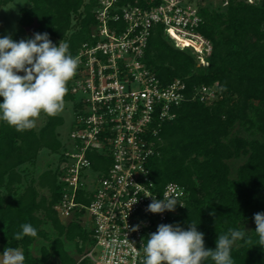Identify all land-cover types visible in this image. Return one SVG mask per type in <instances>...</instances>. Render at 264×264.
Here are the masks:
<instances>
[{
	"label": "trees",
	"instance_id": "1",
	"mask_svg": "<svg viewBox=\"0 0 264 264\" xmlns=\"http://www.w3.org/2000/svg\"><path fill=\"white\" fill-rule=\"evenodd\" d=\"M11 2L0 0V8ZM29 2L31 6L20 11V25H37L35 33L47 32L55 44L69 41L77 51L89 40L100 0ZM128 2L144 5L143 0L121 4ZM202 16L205 23L199 31L213 44L208 67L199 66L191 50L176 48L161 25L153 31L144 61L164 85L185 81L189 97L196 88L219 83L222 98L211 105L188 101L162 125L159 155L149 162L150 174L160 189L176 182L188 194L187 207L166 224L179 223L185 229L189 221L199 224L206 248H215L218 234L229 228L247 230L252 225L234 245L232 256L235 264H264L254 232V215L264 212V0L258 5L232 2L227 9L208 5ZM64 99L75 102L68 93ZM45 116L47 123L39 131H17L0 121V242L3 250L21 249L25 264H93L79 261L93 244L91 232L77 221L63 222L56 211L63 197L58 165L63 139L58 130L65 119ZM43 151L56 161L33 178ZM234 160H243L235 176ZM24 223L35 226L38 235L15 239ZM40 240L51 245L35 255ZM69 244L75 246L77 258Z\"/></svg>",
	"mask_w": 264,
	"mask_h": 264
},
{
	"label": "built area",
	"instance_id": "2",
	"mask_svg": "<svg viewBox=\"0 0 264 264\" xmlns=\"http://www.w3.org/2000/svg\"><path fill=\"white\" fill-rule=\"evenodd\" d=\"M122 1L100 0L89 40L77 51L66 41L79 63L67 85L75 99V118L58 156L63 197L56 211L91 232L93 244L80 262L93 264H143V242L158 225L181 215L188 201L179 183L160 189L151 178L149 162L159 155L162 125L188 101L211 105L222 98L219 83L196 88L189 97L185 81L161 82L144 61L155 27L163 26L176 48L191 50L199 66L208 67L213 44L199 31L205 23L203 9L262 2L143 0L142 6ZM166 193L185 207L148 212L152 197Z\"/></svg>",
	"mask_w": 264,
	"mask_h": 264
},
{
	"label": "clouds",
	"instance_id": "3",
	"mask_svg": "<svg viewBox=\"0 0 264 264\" xmlns=\"http://www.w3.org/2000/svg\"><path fill=\"white\" fill-rule=\"evenodd\" d=\"M78 63L68 42L62 39L57 46L47 32H37L19 41L10 33L0 36V121L23 131L32 128L41 113L52 116L62 110L68 82L75 76ZM177 205L185 207L176 196L166 193L152 197L147 211L163 214L175 211ZM254 222L256 245L264 250V212L256 213ZM198 225L191 221L186 229L179 223L158 225L157 231L142 244L143 264H207L209 260L212 264H235L232 250L245 237V226L243 230L229 228L218 234L215 248H206L205 234L198 230ZM20 227L22 231L14 233L17 240L38 235L31 223ZM138 228L136 225L131 230ZM25 262V254L18 248L6 247L0 253V264Z\"/></svg>",
	"mask_w": 264,
	"mask_h": 264
},
{
	"label": "rangeland",
	"instance_id": "4",
	"mask_svg": "<svg viewBox=\"0 0 264 264\" xmlns=\"http://www.w3.org/2000/svg\"><path fill=\"white\" fill-rule=\"evenodd\" d=\"M30 6L31 3L29 2V0H14V2L8 4V6L1 7L0 36H4L10 33L13 39L17 41H19L20 39L32 37L35 33V29L37 25H33L30 28H26V27H22L19 22L21 18L20 11L23 8ZM50 39L53 41V43L57 41L51 37ZM55 115L63 117L65 119V124L64 126L59 128L58 133L62 136L63 141H66L69 138L70 132L73 129V123L75 118L74 105L72 101L64 99L63 109L58 111ZM46 123H47V117L45 116L44 113H41L40 116L36 118V122L32 128L39 131L41 128H43L46 125ZM55 161L56 159L49 151H43L39 156L38 165L35 168V171L32 172V177L37 178L41 173H43L49 168L50 163ZM242 162L243 160H239V161L234 160L232 164V168L234 170L232 171V175L235 176L234 172L242 164ZM46 228L51 232L53 231L52 226L49 224L46 225ZM251 229H252V225H247V230H251ZM50 245H51L50 243L40 240L35 248V253L40 254L43 246L50 247ZM69 248L72 254H76L75 246L73 244H69Z\"/></svg>",
	"mask_w": 264,
	"mask_h": 264
},
{
	"label": "crops",
	"instance_id": "5",
	"mask_svg": "<svg viewBox=\"0 0 264 264\" xmlns=\"http://www.w3.org/2000/svg\"><path fill=\"white\" fill-rule=\"evenodd\" d=\"M13 2H14V0H13ZM13 2H11V3H13ZM10 3V4H11ZM8 6V5H7ZM6 7V6H5ZM23 27V26H22ZM62 220H63V222H65V223H70L69 222V220H67V219H64V218H61ZM69 247V246H68ZM19 250H21V249H19ZM76 250V249H75ZM4 250H3V248H2V245H1V242H0V253H2ZM22 251V250H21ZM23 252V251H22ZM69 252H70V248H69ZM71 253V252H70ZM34 254L35 255H37L35 252H34ZM72 254V253H71ZM74 257H76L77 258V256H78V254H77V251H76V254H72ZM80 261V260H79ZM58 264H61V263H58ZM77 264H80L79 262H77Z\"/></svg>",
	"mask_w": 264,
	"mask_h": 264
}]
</instances>
